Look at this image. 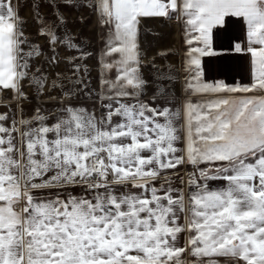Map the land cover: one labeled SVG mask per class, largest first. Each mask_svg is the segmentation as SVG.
<instances>
[{"label":"snow or ice","instance_id":"snow-or-ice-1","mask_svg":"<svg viewBox=\"0 0 264 264\" xmlns=\"http://www.w3.org/2000/svg\"><path fill=\"white\" fill-rule=\"evenodd\" d=\"M20 7L0 0V264H264V0ZM149 18L183 24L181 69ZM231 18L247 85L203 79Z\"/></svg>","mask_w":264,"mask_h":264},{"label":"crops","instance_id":"crops-1","mask_svg":"<svg viewBox=\"0 0 264 264\" xmlns=\"http://www.w3.org/2000/svg\"><path fill=\"white\" fill-rule=\"evenodd\" d=\"M17 0H13L14 6ZM21 7L19 9V15L30 21L31 18V8L30 0H20ZM73 16L76 14L73 13ZM95 24V16L93 15L91 20L88 22L86 27H83L84 33L88 34L92 31L93 25ZM77 27H82L77 25ZM182 28V25L178 24L176 20L168 21L166 23H161L159 19H145L142 24V31L151 30L155 33L161 31L171 32L172 38L175 37L177 32V46H182V40L178 39V31ZM167 30V31H166ZM34 32V25L29 22L26 25V32ZM163 33V32H161ZM169 41L165 43L166 46H170ZM142 40H147L152 42L153 37H148L145 33L142 35ZM159 42V41H158ZM239 43L243 49L248 47V41L246 37V27L242 21L237 18H231L229 23L224 28H218L214 30L213 37V52L214 55L201 57V66L203 69V79L207 82H223L229 86L236 85H247L251 83V55L244 52H236L235 45ZM175 43H172L174 45ZM164 44L157 43V46H163ZM169 49V48H168ZM186 52H174V55L169 56V62L174 63L176 68L179 70L182 68V64L185 58ZM161 61L158 60V63ZM95 76V73H93ZM29 89H26L28 91ZM7 95V93H5ZM14 107V105H13ZM48 107H52L49 105ZM7 111L6 107L0 106V113ZM217 184L221 182H216Z\"/></svg>","mask_w":264,"mask_h":264},{"label":"rangeland","instance_id":"rangeland-1","mask_svg":"<svg viewBox=\"0 0 264 264\" xmlns=\"http://www.w3.org/2000/svg\"><path fill=\"white\" fill-rule=\"evenodd\" d=\"M174 21V19H173ZM180 25H182V28L178 31V39L179 41L182 40V46H177V32L175 34V37L172 38V36L170 35L172 31H169V32H165V31H161L163 33L160 32V36L162 37L161 39H159L157 41V43L161 44L163 43L164 45L163 46H159L160 48H165V49H171L172 52H177L178 48H179V52L180 53H184V52H187L188 50V45L185 43V33H184V27H183V24L182 23H178ZM167 31V30H166ZM28 32V31H27ZM144 33L147 34L148 37H153L154 38V31H148V30H144L143 31ZM170 37V46H166L165 43H167V41H169V38ZM172 43H175L174 45H172ZM213 48V46H212Z\"/></svg>","mask_w":264,"mask_h":264}]
</instances>
